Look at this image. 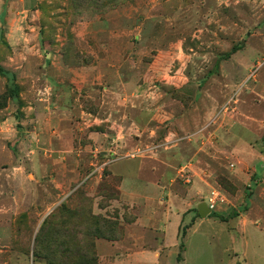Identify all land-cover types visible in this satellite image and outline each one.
Here are the masks:
<instances>
[{
	"label": "rangeland",
	"instance_id": "1",
	"mask_svg": "<svg viewBox=\"0 0 264 264\" xmlns=\"http://www.w3.org/2000/svg\"><path fill=\"white\" fill-rule=\"evenodd\" d=\"M105 19L117 33L105 69L126 99L112 130L91 127L117 137L98 148L76 138L62 106L49 100L38 114L20 94L43 53L33 46L63 36L69 58L87 61L96 40L82 53L70 28ZM0 62V222L17 237L0 264H73L82 253L124 264L128 232L142 230L131 227L137 206L148 205L194 206L197 218L182 237L172 217L165 241L181 258L165 248L159 264H264V0H0ZM100 101L81 99L104 117ZM126 158L155 202L123 195L111 166ZM203 202L211 214L250 209L203 219Z\"/></svg>",
	"mask_w": 264,
	"mask_h": 264
},
{
	"label": "crops",
	"instance_id": "2",
	"mask_svg": "<svg viewBox=\"0 0 264 264\" xmlns=\"http://www.w3.org/2000/svg\"><path fill=\"white\" fill-rule=\"evenodd\" d=\"M70 34L74 36L77 47L81 49L82 53H84L83 45L84 41H87V37L92 36L96 40L95 48H92L91 45L86 46L87 55L92 59L81 60L77 54H74L72 58H68L69 53L65 51L67 50L65 46L68 39L63 36L56 40L59 41L57 44L49 42L45 45L42 43L36 44L33 47L38 46L43 53H40L41 58L28 78L29 89L26 92L21 91L20 95L22 98L32 100L28 109L38 114L43 113L44 108H49L46 105L49 100L58 109L62 106L67 119L75 123L76 138L86 136L89 145L105 148L107 143H112L111 140L116 142L117 137H114L109 131L106 133V131H101L99 128L92 130L91 127L107 124V128L112 130L116 125L115 116L120 111L121 103L126 99V94L117 84L120 83V78L109 75L105 69L114 66L116 63V60H110L108 47L109 40H116L117 38L116 29L112 28L108 20L105 19L86 26L75 25L70 28ZM6 35L7 39L12 42L13 32ZM37 35H39V32ZM3 66L5 67V65ZM82 97L100 98V106L104 117L94 116L91 112L86 111L81 102ZM123 129L125 130V128ZM121 133H124L123 130ZM111 168L116 175L122 177L120 189L123 195L130 198L138 195L142 199L141 202H145L146 199L149 204L155 202V195L157 194L155 185L142 181L138 176V164L134 160L128 158L120 160L112 164ZM193 207L137 206L138 217L131 227H141L142 230L140 236L137 231L133 230L134 234L131 232L130 235L128 232L127 241L132 242L133 246L130 248L132 254L125 255L124 264H159L160 251L170 248L165 238L168 226L173 222L172 217L181 236L180 230L185 227L187 233V230H190L197 220L195 218L196 214L192 210ZM199 217L203 218L200 214ZM145 227L149 229L143 232ZM157 233H161L162 236L158 245H156L157 239L150 236ZM14 238L17 237L13 225L0 222V260L1 258L5 260V257L8 256L7 253L12 252ZM145 238H148L149 242H146ZM140 240L145 245L141 250H137L136 244ZM7 243L10 245H6ZM154 245L157 248L156 251H153L154 247L152 246ZM127 249L129 250V248ZM178 251H180V246L178 248L177 244L174 251L169 249L171 257H176L177 261H179L177 258ZM181 261L185 262V258ZM163 264L166 263L163 262Z\"/></svg>",
	"mask_w": 264,
	"mask_h": 264
},
{
	"label": "trees",
	"instance_id": "3",
	"mask_svg": "<svg viewBox=\"0 0 264 264\" xmlns=\"http://www.w3.org/2000/svg\"><path fill=\"white\" fill-rule=\"evenodd\" d=\"M237 47H233L230 51V53L228 55H231L233 53H235L237 51ZM69 58V57H68ZM0 73L1 74H7V70L6 68L1 64L0 62ZM12 96L13 98H19V93L17 90H15V88H12ZM251 196V191L247 192V198H249ZM249 209V206L247 205V202L244 204H242L240 207L238 208H235L233 209L229 214L227 215H223V214H218V213H213L211 214V216L213 217H219V219L221 221H224V222H228L230 221L231 219H235V218H238L241 214V212H246L247 210ZM186 234V228L184 227L183 228V233H182V237H184ZM181 247H183V244L181 245ZM79 258H80V262L79 263H73V264H95L92 261H90L88 258H87V255L86 254H81L79 255ZM178 260L181 258V255L179 254L178 255Z\"/></svg>",
	"mask_w": 264,
	"mask_h": 264
},
{
	"label": "water",
	"instance_id": "4",
	"mask_svg": "<svg viewBox=\"0 0 264 264\" xmlns=\"http://www.w3.org/2000/svg\"><path fill=\"white\" fill-rule=\"evenodd\" d=\"M198 211L202 217H207L212 213L210 208L208 207V204L205 202L198 205Z\"/></svg>",
	"mask_w": 264,
	"mask_h": 264
},
{
	"label": "built area",
	"instance_id": "5",
	"mask_svg": "<svg viewBox=\"0 0 264 264\" xmlns=\"http://www.w3.org/2000/svg\"><path fill=\"white\" fill-rule=\"evenodd\" d=\"M212 201H213V200H212ZM208 207L210 208V210H212L213 207H214L213 203H210V204L208 205Z\"/></svg>",
	"mask_w": 264,
	"mask_h": 264
}]
</instances>
